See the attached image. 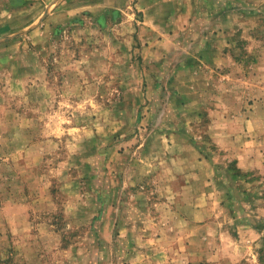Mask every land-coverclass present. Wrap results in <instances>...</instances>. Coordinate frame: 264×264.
<instances>
[{
	"label": "rangeland",
	"instance_id": "1",
	"mask_svg": "<svg viewBox=\"0 0 264 264\" xmlns=\"http://www.w3.org/2000/svg\"><path fill=\"white\" fill-rule=\"evenodd\" d=\"M0 264H264V0H0Z\"/></svg>",
	"mask_w": 264,
	"mask_h": 264
}]
</instances>
